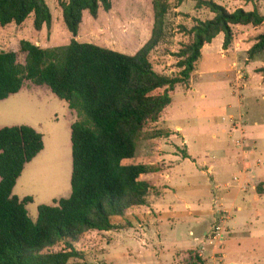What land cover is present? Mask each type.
<instances>
[{
  "label": "rangeland",
  "instance_id": "rangeland-1",
  "mask_svg": "<svg viewBox=\"0 0 264 264\" xmlns=\"http://www.w3.org/2000/svg\"><path fill=\"white\" fill-rule=\"evenodd\" d=\"M214 1L229 12L258 9L264 15V0ZM46 2L53 17L51 28L44 26L36 31L33 15L22 25L0 27V52H15L18 62L25 64L22 41L53 48L76 39L135 55L152 35V0H111L112 9H101L97 18L85 12L76 38L63 22L58 0ZM167 2L165 36L151 52L150 60L156 72L176 77L181 71L176 54L192 43L191 30L196 22L214 15L207 9H197L192 0ZM232 30L234 40L228 50L219 48L224 35L218 36L210 48L202 49L204 54L189 83L176 87L172 103L161 118L144 128L135 158L124 162L155 170L140 177L152 187L148 206L133 208L125 218H116L118 228L111 232L81 236L75 248L82 258L73 259L71 264H230L231 260L264 264V198L260 200L256 194H264L263 184L251 173L231 177L226 168L228 154L240 159L246 155L247 146H243L239 129L247 124V134L258 129L259 134L264 133V53L255 60L248 55L264 25L234 26ZM158 131L169 136L151 138ZM39 166L31 169L30 177ZM241 195L251 199L245 203L244 213L236 212L237 234L233 237L239 241L229 249L243 254L229 255L226 260L224 248L234 214L230 201ZM39 202L35 200L29 207L33 217ZM174 238L190 240L191 245L173 244ZM62 249L60 244L53 250ZM230 250L229 254L236 253Z\"/></svg>",
  "mask_w": 264,
  "mask_h": 264
},
{
  "label": "trees",
  "instance_id": "trees-1",
  "mask_svg": "<svg viewBox=\"0 0 264 264\" xmlns=\"http://www.w3.org/2000/svg\"><path fill=\"white\" fill-rule=\"evenodd\" d=\"M192 1L197 9H207L214 17L198 20L192 28V43L176 54L181 69L176 77L156 72L150 60L165 36L167 0H152V35L135 55L76 39L53 48L22 41L25 64L18 62L15 52H0V102L19 93L30 81L48 86L78 115L71 127V196L53 206L40 205L35 222L26 208L32 197L21 200L13 190L26 165L44 149L43 135L27 125L0 129V264H71L82 258L75 248L81 236L90 231H113L118 228L116 218H125L127 211L148 204L152 187L140 177L155 170L124 163L135 158L144 128L161 118L176 87L189 83L206 44L223 33L222 48L228 50L234 26L264 25V15L258 9L229 12L214 0ZM58 3L74 38L85 12L97 18L101 9H112L111 0ZM32 15L36 31L51 28L53 17L46 0H0V27L22 25ZM262 53L264 30L248 51L249 59ZM261 71L264 73V68ZM168 136L158 131L151 138ZM60 244L64 249L54 251Z\"/></svg>",
  "mask_w": 264,
  "mask_h": 264
},
{
  "label": "crops",
  "instance_id": "crops-1",
  "mask_svg": "<svg viewBox=\"0 0 264 264\" xmlns=\"http://www.w3.org/2000/svg\"><path fill=\"white\" fill-rule=\"evenodd\" d=\"M221 35L224 34L221 33L218 36ZM71 40L72 39H70L66 45H68ZM223 41L224 39L220 42V49H222ZM214 42L215 39L211 44H206L203 49L210 48L213 46ZM57 46L59 45H55V47ZM202 54H204V51H202ZM77 120L78 115L76 111L70 109L69 104L58 98L48 86H37L30 81L25 82L19 93L11 95L8 99L0 102V129L4 127L27 125L43 135L44 149L36 158L26 165L13 190V194L21 200L26 197H32L33 202L29 203L26 208L29 217L34 222L38 218V211L33 217L29 213V207L33 205L35 200L40 201L38 207L40 205L53 206L55 205V201L66 199L71 196V178L73 172L71 127ZM245 125L243 129H239L238 132L243 136V146H247L246 155L240 159L239 156L236 157L228 154L226 157V168L230 170L231 177L251 173V175L256 176L259 182L263 184L264 189V143L262 142V135L264 133L261 132V134H259L258 129L256 131L252 130L250 134L249 132L247 134ZM235 130L237 131V129ZM234 142H238V138L233 140V144ZM223 160L222 157L221 162ZM221 162L217 163V165L219 166ZM38 165H40L39 168H37L33 173L34 175L30 177L31 169ZM247 181H250V177ZM244 184L246 185V182ZM256 194L260 200L264 198V194ZM245 196L246 195H241L236 197L237 200L233 199L230 201L234 214L232 220L229 222L232 227H230V236H228L226 247L224 248L226 260L229 255L240 256L243 254V252H238L236 250L232 251L229 248L234 246V242L239 241V239L233 237L237 234L235 233V224L238 219L236 212L244 213V210H246L245 208H247V205L245 203L248 199H251V197L246 198ZM149 202L148 200V203ZM147 206L148 204L142 207ZM90 232L93 233L96 231ZM256 239L261 240L263 237L257 236ZM182 243L191 245L190 240L180 241V239L178 241L175 240L173 244L181 245ZM226 249H228V251H226ZM229 250L231 253H236L231 255L229 254ZM230 264H243V262L231 260Z\"/></svg>",
  "mask_w": 264,
  "mask_h": 264
},
{
  "label": "bare ground",
  "instance_id": "bare-ground-1",
  "mask_svg": "<svg viewBox=\"0 0 264 264\" xmlns=\"http://www.w3.org/2000/svg\"><path fill=\"white\" fill-rule=\"evenodd\" d=\"M61 158H62V157H61ZM61 161H63V160H61ZM63 163H64V162H63ZM63 168H64V167H63ZM64 169H65V168H64ZM61 172H62V170H61ZM62 173H63V172H62ZM65 173H66V171H65ZM60 175H61V174H60ZM63 176H64V175H63ZM63 176H62V177H63Z\"/></svg>",
  "mask_w": 264,
  "mask_h": 264
},
{
  "label": "built area",
  "instance_id": "built-area-1",
  "mask_svg": "<svg viewBox=\"0 0 264 264\" xmlns=\"http://www.w3.org/2000/svg\"><path fill=\"white\" fill-rule=\"evenodd\" d=\"M222 240V239H221Z\"/></svg>",
  "mask_w": 264,
  "mask_h": 264
}]
</instances>
